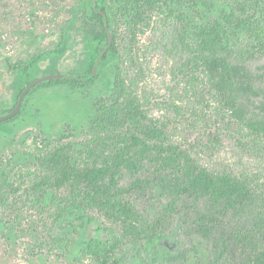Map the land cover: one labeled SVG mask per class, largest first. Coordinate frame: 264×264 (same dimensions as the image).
Wrapping results in <instances>:
<instances>
[{"label": "trees", "instance_id": "trees-1", "mask_svg": "<svg viewBox=\"0 0 264 264\" xmlns=\"http://www.w3.org/2000/svg\"><path fill=\"white\" fill-rule=\"evenodd\" d=\"M81 22L89 44L81 72L33 88L38 60L8 63L16 72L15 105L0 111L12 115L0 128L20 117L21 98L35 90L93 85L104 50L101 64L113 75L111 95L96 104L79 144L65 132L35 145L36 172L24 191L28 202L51 213L63 231L99 221L117 228L107 241L85 243L81 259L90 264H123L128 251L143 264H156L157 258L146 259L148 247L176 226L202 239L209 264H264V188L201 160L202 152L221 143L224 129L264 140V62L251 65L264 59V0H98ZM152 34L156 41L149 46L165 52L162 57L190 87L188 98L218 104L207 139L180 143L169 120L152 112L154 103L141 85L154 67L142 38ZM5 173L0 168V178ZM23 189L0 181V204ZM188 255L183 251L164 261L183 264Z\"/></svg>", "mask_w": 264, "mask_h": 264}, {"label": "rangeland", "instance_id": "rangeland-1", "mask_svg": "<svg viewBox=\"0 0 264 264\" xmlns=\"http://www.w3.org/2000/svg\"><path fill=\"white\" fill-rule=\"evenodd\" d=\"M95 1L0 0V111L15 105L16 72L8 63L34 64L38 60L34 66L37 79L51 75L50 70L70 75L84 69L89 44L81 20ZM153 38V34L142 38V47L154 67L141 84L154 103L152 112L169 120L174 139L180 143L207 139V125H212L218 104L202 105L188 98L190 87L162 57L167 56L165 52L149 46L156 41ZM64 43L67 49L60 54ZM263 62L253 60L251 65L256 68ZM101 63L99 77L90 87L77 90L62 84L35 90L23 98L20 117L0 128V168L6 172L0 181H13L26 188L7 195L9 202L0 204V264H90L81 259L85 243L91 239L107 241L116 233L117 228L107 221L63 231L53 215L28 202L24 192L36 172L31 157L35 145L65 132L79 144L96 114V104L111 95L113 75ZM178 107L186 111L185 116L177 115ZM219 135L221 143L213 151L202 152L201 160L216 171L248 176L264 188V140L241 130L224 129ZM57 238L66 239L60 243ZM183 251L189 254L183 264H209L211 254L202 239L183 235L179 226L166 239L150 245L146 259L152 262L157 258L156 264H168L164 259ZM126 255L123 264H143L131 251Z\"/></svg>", "mask_w": 264, "mask_h": 264}, {"label": "water", "instance_id": "water-1", "mask_svg": "<svg viewBox=\"0 0 264 264\" xmlns=\"http://www.w3.org/2000/svg\"><path fill=\"white\" fill-rule=\"evenodd\" d=\"M112 40H113V38H112V36H111V37H110V43H112ZM106 52H107V50H104V51L100 54V56H99V58H98V60H97V63H98V64L101 63L102 59H103L104 56L106 55ZM68 78H70V75H68V74H61V73H59V74H51V75L44 76V77L39 78L38 80H36V81L32 84V87H33V88H34V87H37V86H39L40 84H42V83H44V82H47V81H51V80H55V79H68ZM22 100H23V98H21V102H20V104H22ZM11 117H12V115L1 116V117H0V123H3V122L8 121Z\"/></svg>", "mask_w": 264, "mask_h": 264}]
</instances>
